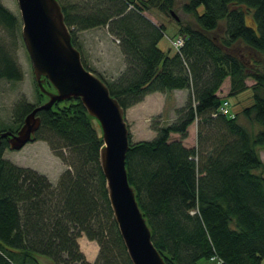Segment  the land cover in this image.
<instances>
[{"label": "trees", "instance_id": "16d2710c", "mask_svg": "<svg viewBox=\"0 0 264 264\" xmlns=\"http://www.w3.org/2000/svg\"><path fill=\"white\" fill-rule=\"evenodd\" d=\"M59 1L87 67L78 31L105 26L119 39L125 68L116 78L108 81L89 68L125 110L154 91L189 90L172 122L153 124L152 139L133 140L129 132L128 179L167 264H198L211 256L223 264H264V0H185L182 9L193 21L176 20V34L184 38L180 50L161 46L166 25L146 14L153 8L172 14L176 0ZM248 13L256 28L247 24ZM18 23L0 0V24L13 33ZM23 75L0 36V78ZM227 77L229 90L220 95ZM247 78L255 82L248 85ZM34 84L40 104L48 97ZM249 86L251 105L234 116L220 110ZM35 106L20 99L7 128L16 132ZM37 114L35 140H46L67 168L54 184L4 158L10 147L1 138L0 264H41L40 256L53 264H133L109 199L100 160L104 142L93 117L75 97ZM194 121L197 144L187 146L183 139ZM83 234L99 244L94 261L80 248Z\"/></svg>", "mask_w": 264, "mask_h": 264}, {"label": "water", "instance_id": "95a60500", "mask_svg": "<svg viewBox=\"0 0 264 264\" xmlns=\"http://www.w3.org/2000/svg\"><path fill=\"white\" fill-rule=\"evenodd\" d=\"M17 1L22 37L35 78L48 98L25 116L16 132L0 131V140L6 137L11 149L22 148L35 139L41 124L39 110L51 108L56 101L80 98L104 142L100 151L101 166L114 216L133 264H167L153 242L151 228L128 179L126 157L130 129L125 109L111 94L106 82L83 64L81 51L72 42L60 1ZM172 14L179 19L174 11ZM46 78L53 89L44 86Z\"/></svg>", "mask_w": 264, "mask_h": 264}, {"label": "rangeland", "instance_id": "374dc122", "mask_svg": "<svg viewBox=\"0 0 264 264\" xmlns=\"http://www.w3.org/2000/svg\"><path fill=\"white\" fill-rule=\"evenodd\" d=\"M3 4L12 11L19 20V23L15 27L13 33L7 31L3 25L0 24V36H3L5 45L15 57L19 67L23 71V78L15 81L6 78H0V129L7 128L8 124H14V108L17 102L26 98L27 101L35 103L38 106V99L36 88L34 84V73L32 68V62L29 53L26 49L25 42L22 37V21L20 15V9L17 0H1ZM185 0H176L174 12L184 21H193L192 17L185 13L182 9V3ZM146 14L157 22H164L166 25L165 36L162 39L161 46L168 48L170 41L168 38L178 37V24L177 18L174 14L163 12L157 8H153L146 12ZM246 22L248 25L256 28V23L251 13L246 15ZM79 40L81 43L82 51L86 61L94 68L97 73L102 74L106 80H112L116 78L120 72L119 66L125 64V59L122 54L119 41L115 39L108 28L105 26L93 27L85 30L78 31ZM246 51V50H244ZM97 59V63H93L91 58ZM264 60L263 56L261 57ZM106 68V69H105ZM115 68L116 71H113ZM113 71V72H112ZM255 82L252 78H247V84L252 85ZM230 78L227 77L223 81L220 87V95H226L229 86ZM253 90L249 86L242 92L229 96L230 106L233 112H240L245 106L253 103ZM139 103V102H138ZM137 105V103L135 104ZM184 104H165L164 114L171 115L173 110H177L178 106L181 107ZM35 106V107H36ZM157 104H149L147 106H141L142 109L134 110V105L125 110V117L129 125L132 139H152L155 135L153 132V124H159L161 120L160 115H154ZM177 107V108H176ZM128 110V111H127ZM162 117V116H161ZM138 121V125L134 120ZM241 123L248 126L249 130L256 133L260 128L259 125L251 124L246 118H240ZM196 128V131H195ZM8 129V128H7ZM154 133V134H152ZM175 133H172L171 138H175ZM188 137L193 138V145L197 144V125L191 127ZM262 159L264 161V148L261 149ZM4 158L9 159L21 166L33 167L40 172L46 174L50 180L55 184L58 182L61 173L67 168V164L62 161L51 149L46 140H32L27 142L22 148L11 149L7 148L3 154ZM264 173V167H263ZM80 248L84 252L86 258L89 261L96 260L99 253V244L96 240L89 239L86 235H82ZM83 239V240H82ZM219 257L202 258L198 264H220ZM41 264H53L51 260L44 256H40Z\"/></svg>", "mask_w": 264, "mask_h": 264}, {"label": "crops", "instance_id": "0c3cea01", "mask_svg": "<svg viewBox=\"0 0 264 264\" xmlns=\"http://www.w3.org/2000/svg\"><path fill=\"white\" fill-rule=\"evenodd\" d=\"M91 60L93 63H95V64L97 63V59L93 58V56H92ZM92 68H94V67H92ZM124 68H125V64L120 65L118 72H121ZM94 69H96V68H94ZM113 71H116L115 68ZM188 95H189V90L187 88L173 89V90H168V91H154V92L147 94L142 101L137 103V105H134V109H135L134 111L136 112L138 109H142L141 106L144 107V106H147L149 104H157L156 111L153 112L154 115H160L159 119L161 121H163V123L172 122L177 116V110L176 109L173 110L174 113H172L169 116L165 115L164 114L165 104H185L187 101ZM178 108H179V106H178ZM134 122L136 123V125H138V121L136 119L134 120ZM194 124L196 127V123H191V125L189 126V131ZM195 131H196V128H195ZM153 132H155V135H156V131L153 130ZM152 134H154V133H152ZM174 135H175V138L180 137L179 133H175ZM136 136H135V140H136ZM183 142L187 146H192L193 145V138L188 137V135H187V137H185L183 139ZM260 152H261V150H260ZM261 157H262V155H261ZM81 238H83V236H81L79 238L80 242H81ZM83 239H85V238H83Z\"/></svg>", "mask_w": 264, "mask_h": 264}, {"label": "built area", "instance_id": "2783aa9c", "mask_svg": "<svg viewBox=\"0 0 264 264\" xmlns=\"http://www.w3.org/2000/svg\"><path fill=\"white\" fill-rule=\"evenodd\" d=\"M170 41L172 46L176 50H180L181 46L184 44V38L181 35L176 38H171ZM220 110L225 114L234 115V113L230 111L228 100H225L223 102V104L220 106ZM218 260H220V264L223 263V260L221 258H219Z\"/></svg>", "mask_w": 264, "mask_h": 264}, {"label": "bare ground", "instance_id": "6f19581e", "mask_svg": "<svg viewBox=\"0 0 264 264\" xmlns=\"http://www.w3.org/2000/svg\"><path fill=\"white\" fill-rule=\"evenodd\" d=\"M152 20H153V19H152ZM154 21H155V20H154ZM156 22H157V21H156ZM115 39L118 40V38H115ZM26 49H27V47H26ZM173 49L176 50L174 47H173ZM27 51H28V49H27ZM82 61H83V59H82ZM85 61H86V60H85ZM83 64H84V62H83ZM86 64L88 65V67L84 64L85 67L88 68V69L90 70L89 67H90L91 65H90L87 61H86ZM32 68H33V67H32ZM33 73H34V71H33ZM43 77H44V76H43ZM34 79L36 80V78H35V74H34ZM47 80H48V79L46 78L45 82L43 83L44 86H45L48 90H49V89H53V86H52L51 83H50V84H51V88H49V83H48L49 81H47ZM36 84H37L39 90L42 91L41 88H40V86L38 85L37 81H36ZM225 100H228V102H230V100H229L228 98L225 99ZM225 100H224V101H225ZM222 104H223V103H222ZM229 108H230V111L233 112L232 109H231L230 103H229ZM233 113H234V112H233ZM234 115H235V114H234ZM234 115H231V116H234ZM161 122H163V121H161ZM211 257H215V256H211Z\"/></svg>", "mask_w": 264, "mask_h": 264}]
</instances>
